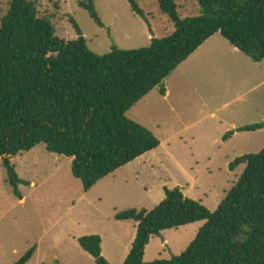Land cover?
<instances>
[{
    "label": "trees",
    "instance_id": "trees-1",
    "mask_svg": "<svg viewBox=\"0 0 264 264\" xmlns=\"http://www.w3.org/2000/svg\"><path fill=\"white\" fill-rule=\"evenodd\" d=\"M134 12L146 14L137 0ZM202 13L182 18L175 0H160L161 10L175 25L173 33L152 39L150 46L93 51L79 24L78 37L56 35L52 22L40 16L39 0H12L0 26V158L13 194L24 197L30 186L16 161L43 145L73 158L72 173L85 192L101 179L160 146L158 137L127 113L154 88L166 93L165 80L206 40L216 34L255 62L264 60V0H198ZM80 5L97 17L94 1ZM263 123L238 131H254ZM236 131V130H235ZM231 131L227 136L234 134ZM245 169L216 211L165 189V199L152 210L127 209L117 221H134L136 236L123 264H264V149L230 163ZM205 221L180 255L145 261L152 237ZM97 264H111L98 234L78 238ZM29 248L15 264H27Z\"/></svg>",
    "mask_w": 264,
    "mask_h": 264
},
{
    "label": "rangeland",
    "instance_id": "rangeland-1",
    "mask_svg": "<svg viewBox=\"0 0 264 264\" xmlns=\"http://www.w3.org/2000/svg\"><path fill=\"white\" fill-rule=\"evenodd\" d=\"M11 1L0 0V26ZM82 1L87 0H39V13L52 22L57 36L67 40L78 37L71 22L75 20L98 54L113 48L147 47L154 37L163 38L175 30L173 21L162 12L160 0H137L147 19L134 12L127 0H93L97 17L80 5ZM175 1L182 18L202 13L198 0ZM218 37L232 47L223 36ZM236 51L235 59H227L231 55L226 49L220 52L217 65L206 62V68L222 70L217 75L206 70V84L202 81L195 94L186 88L190 71L183 67L167 80L172 91L168 100L156 87L130 109L127 116L149 128L160 146L101 179L87 192L72 173L73 158L41 145L16 161L20 177L37 183L36 187H31V182L30 186L21 185L28 196L22 204L13 194L0 160V235L18 250L24 245V236L41 237L47 264H56L54 256H59L62 264H97L83 250L78 253L80 246L72 237L98 234L103 256L111 264H123L134 244L137 224L117 221V212L132 208L150 211L165 199L166 188L176 187L216 211L246 166L241 164L232 171L230 163L264 149V127L237 130L264 122V60L255 62ZM231 131L234 134L227 136ZM60 217L65 221L61 237H68L54 242L53 235L58 233L49 223ZM26 220L36 223L31 233ZM43 221L50 225L47 230L53 229L42 231ZM204 224L198 221L152 237L145 261L180 255Z\"/></svg>",
    "mask_w": 264,
    "mask_h": 264
},
{
    "label": "crops",
    "instance_id": "crops-1",
    "mask_svg": "<svg viewBox=\"0 0 264 264\" xmlns=\"http://www.w3.org/2000/svg\"><path fill=\"white\" fill-rule=\"evenodd\" d=\"M218 36H220V35L216 34V35L212 36L211 38H209L208 40H206L204 42V44H202L190 57H188L184 62H182L179 65V67L171 75H169L166 78V80L164 82L165 88H166V93L164 95H162L160 93L162 98L168 100V98L171 96L172 91H171V88H169V86H168L167 80H169V78L173 74H175L178 70H180L179 68H183V67L188 68V70L190 71L189 75L187 76L186 88L190 93L195 94L194 92L198 91V89L200 88V83L202 81L204 84H206V70H208L209 73L210 72L211 73L216 72L214 75H217L218 71L222 70L218 67L215 68V66H214V69H212V70H211V68H209V69L206 68V62L207 61H209V65H217L216 63L220 62V60H219L220 52L225 51L226 49L228 50L227 54L231 55V57H229L227 59H235V55L237 52L236 50H238V49L236 47H234L233 45H232V47H230L229 45H226L225 41H223V39H221ZM222 38H224V37H222ZM224 40H226V39L224 38ZM226 42H228V41L226 40ZM171 78H173V76ZM152 92H150L147 96H145L144 99L148 98ZM205 97H206V93H205ZM177 135H180V134H177ZM0 160H1V158H0ZM29 182H31V187L37 186V183L35 180L29 181ZM27 198H28V196L26 194H24V197L22 199H20L19 202L22 204H25L27 201ZM25 224H27V229H29L30 233H31V229L33 228V226H35L36 223L34 221L26 220ZM49 224L51 225V227H54V231L58 233V234L53 235V241L54 242L61 241L62 237H63V239L68 237L66 234L61 237V233L64 234V231H65V228H63V227H65V221L63 219H61V217L56 219L53 223H49ZM40 226L43 229L42 231H46V232L51 231L53 229V228H51V229L47 230L49 226H47V224L44 221L41 223ZM80 236L81 235H78L76 237L75 236L72 237L73 242H76L79 244L78 238ZM23 238H24V245L20 248V250H18L16 247H13L11 245V242L9 243L7 240H5L3 238L2 235H0V264H15V262H17L22 257V255L27 251V249L31 248L34 245H36V247H37L36 252H35L34 256L27 262V264H47L48 263L47 260L44 258V256H42V253H41L43 239L41 237L37 238V239H35V238L29 239L26 236H24ZM12 241H14V240H12ZM35 242H36V244H34ZM79 246H80V244H79ZM78 250H79L78 253H80V252H82L81 250H83V249L80 246V249H78ZM83 252H86V251L83 250ZM86 253H88V252H86ZM53 260L55 261L56 264H62L59 256H54ZM67 264H77V263H71L70 262Z\"/></svg>",
    "mask_w": 264,
    "mask_h": 264
}]
</instances>
